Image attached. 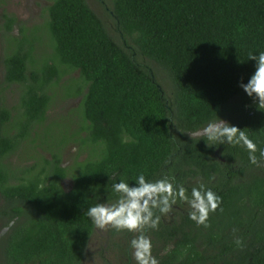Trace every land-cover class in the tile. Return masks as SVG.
<instances>
[{"label":"trees","instance_id":"obj_1","mask_svg":"<svg viewBox=\"0 0 264 264\" xmlns=\"http://www.w3.org/2000/svg\"><path fill=\"white\" fill-rule=\"evenodd\" d=\"M105 10L117 38L86 0H50L43 20L28 31L18 24L19 34L13 32L15 16L3 9L0 215L8 228L0 236V264H84L95 227L87 209L114 203L112 184L134 186L141 173L148 181L167 177L183 185L188 197L203 184L222 198L203 235L222 243L223 251L206 256L213 264H264V110L240 86L255 71L249 54L264 52V0H110ZM41 41L49 50L38 54ZM160 70L167 83L158 78ZM13 84L19 91L8 105L2 91ZM57 87L77 99L65 128L51 131L44 121ZM230 114L234 121L227 122L257 145L259 166L242 145L208 141L209 147L188 136ZM37 134L49 156L13 164L10 156ZM70 143L84 154L65 164L62 149ZM189 174L203 178L189 183ZM231 174L242 177L233 185ZM66 176L68 189L60 183ZM176 202L181 205L179 197ZM227 214L236 228L230 244ZM179 224L173 222L182 231ZM163 226L160 220L153 233L172 245L162 254L152 246L158 264L205 261L196 234L179 237L173 226Z\"/></svg>","mask_w":264,"mask_h":264},{"label":"clouds","instance_id":"obj_2","mask_svg":"<svg viewBox=\"0 0 264 264\" xmlns=\"http://www.w3.org/2000/svg\"><path fill=\"white\" fill-rule=\"evenodd\" d=\"M249 60L256 61L255 71L248 82L241 83L240 86L248 96L255 99L258 108L264 110V52H260L258 55L250 53ZM188 136L192 140H206L209 147L211 145L208 141L242 145L248 150L250 162L259 166L256 156L257 145L254 141L248 137L244 130L223 119L210 121L204 127L190 132ZM259 156L264 159V150L259 151ZM112 190L118 194L115 203H98L89 207L85 213L98 229L103 230L111 226L117 231L136 232L142 231L146 226L156 227L160 221V215H157L156 212L169 213L172 205L176 203L177 197L190 204L192 211L189 213V218L191 220L198 225L207 226L209 213L216 211L222 203V198L211 189H205L203 184L199 188L191 189V198L189 199L183 185L176 187L167 177L148 181L143 173L136 177L134 186L121 180L112 184ZM11 223L14 222H10L9 226ZM236 243L239 245L241 241L237 239ZM131 248L136 264H158L152 255L151 241L144 234L131 240Z\"/></svg>","mask_w":264,"mask_h":264},{"label":"rangeland","instance_id":"obj_3","mask_svg":"<svg viewBox=\"0 0 264 264\" xmlns=\"http://www.w3.org/2000/svg\"><path fill=\"white\" fill-rule=\"evenodd\" d=\"M50 0H5V8L6 12L13 14L16 18V23L13 26V32L15 34H19L20 30L18 24H23L25 26V31H28L29 28L33 24L40 23L43 20L44 12L43 8L46 4L49 3ZM88 5L100 16L104 19L106 24L108 25L109 31L114 34L117 38L119 35L117 31L114 29V21L111 15L107 13L105 10L106 5L110 4V0H86ZM3 3L0 2V6ZM36 43V42H35ZM42 44V41L40 42ZM2 43L0 38V80L2 79L3 67L1 63V54H2ZM49 50L47 45L37 44L36 52L39 54L41 52ZM143 61L147 62L151 67L156 68V64L152 61H149L147 58H142ZM158 74V78H163L164 82H166V78L163 77V73L160 70ZM76 72H74V75ZM166 79V80H165ZM19 91V86L17 84H13L7 88H5L2 93L4 95V101L6 104L11 105L16 103L17 93ZM76 97H65L60 94V90L58 87L54 92V96L52 101L50 102L49 108L47 110V115L45 119V123L47 126L49 125L51 131H58L60 129L65 128V124L67 123V116H71L72 107L76 104ZM68 113V114H67ZM67 114V115H66ZM66 115V116H65ZM63 122V123H62ZM59 123H62L61 126H58ZM58 126V129H57ZM34 137L33 141H25L21 145L17 151L10 156V159L13 161V164H22L29 165L34 161H37L39 158V153L44 154L45 156H49L48 152L40 148L38 145L41 135H32ZM44 146V145H43ZM79 152V153H77ZM75 154H79L80 157L83 156L84 153L78 151V146L75 143H70L66 145L62 149V160L65 164H69L72 161V158ZM64 183H67L65 181ZM244 214V212H242ZM102 238L101 229L95 228V231L90 239V243L87 247L86 261L87 264H100L99 255H103V250L100 249L98 251V247H100V240ZM117 241L116 238L113 239ZM102 250V251H101ZM118 253V252H117ZM111 255L112 253H107ZM119 255L115 253V256Z\"/></svg>","mask_w":264,"mask_h":264},{"label":"flooded vegetation","instance_id":"obj_4","mask_svg":"<svg viewBox=\"0 0 264 264\" xmlns=\"http://www.w3.org/2000/svg\"><path fill=\"white\" fill-rule=\"evenodd\" d=\"M5 2H3V5L0 6V24H2V20H3V16H2V12L3 9L5 8ZM226 119L230 120V121H234V117L231 116V114L228 116V118H225L223 120L227 121ZM216 153V151H215ZM12 161V160H11ZM182 170H186L189 169L188 166L184 165L182 166ZM234 167L230 166V168L232 169ZM247 175L244 174L243 178H245ZM170 177V176H169ZM213 177H217V175H214ZM240 177H242L241 174H231L230 178V184H235L238 183L239 181L237 180L240 179ZM186 180L189 183L193 182H198L200 178H203V175L200 174H196V175H186L185 176ZM65 181H67V183H64ZM62 187L64 188H69L71 185V179L70 177L66 176L64 178L61 179L60 181ZM202 183L204 184H212V183H217L215 181H202ZM191 197H189L190 199ZM118 199V198H117ZM117 199L114 201V203L117 201ZM181 202V205H179L177 202L172 205L171 211L167 214H161L158 211L156 212L157 215H160V220L161 222L164 223V230L170 229V227L173 226V222L177 221L180 222L181 224V230L182 231H177V229L174 228V226L172 227L173 231L175 233H177V235L180 237V234L182 236V232L184 231V233L190 234V235H195L196 234V240H195V245L197 247V249L200 251V253H204L205 254V258L206 256H209L213 253L218 254V251L223 249L222 243L219 242V240L216 241H210L208 238H205L203 235L204 234H208V228H206V226L204 225H198L193 224V222L191 221H184V219H182V216H184L183 214H189L190 213V204L188 203V201L185 200H181L179 199ZM177 201V199H176ZM4 202V199L2 197H0V208L2 203ZM105 204H112V203H105ZM176 209L180 210V214H178V212L176 211ZM230 223L228 224L226 231H225V237L226 240L228 241L227 243H232V240L235 236L236 233V228L234 225V215L233 214H227L225 215ZM217 217L219 218H223V216L218 215ZM3 221H5V218L2 217L0 215V236L7 230L8 225L4 224ZM10 224V222H9ZM96 226L94 227V231H95ZM152 228V231H150V229ZM155 227H144L142 229V231L140 232V230L136 231V232H129L127 230H121V231H117L116 229L112 228L111 226H109L107 229H101V234H102V238L100 240V247H98V251H100V249L103 250V255L102 254H98L99 255V262L100 264H136V261L134 260L133 256H132V248H131V240L138 237L141 234H144L145 236H147L150 241L152 246L158 248L157 250L159 251V254H162L164 252H166L167 250H169L170 246L172 245V239L168 238V239H157L156 235L153 233V229ZM159 228H161L159 226ZM93 231V233H94ZM238 231V230H237ZM92 233V235H93ZM92 235L90 236L87 246H86V252H87V247L90 243V239L92 237ZM116 238L117 241H114L113 239ZM223 238V237H222ZM224 240V239H223ZM231 246V245H229ZM101 250V251H102ZM223 251V250H222ZM118 252V253H117ZM107 253H112L111 255L107 254ZM119 254V255H116ZM233 253V248H227V258H231V254ZM223 254V253H222ZM87 257V256H86ZM217 258V257H216ZM219 259V263L222 262V259ZM84 264H87L86 258L84 261ZM201 264H213V260L212 259H205V261H201Z\"/></svg>","mask_w":264,"mask_h":264}]
</instances>
